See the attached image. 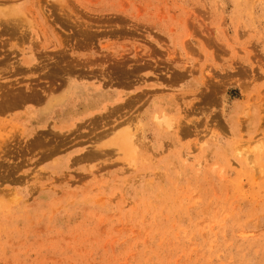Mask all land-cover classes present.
<instances>
[{
	"label": "rangeland",
	"instance_id": "374dc122",
	"mask_svg": "<svg viewBox=\"0 0 264 264\" xmlns=\"http://www.w3.org/2000/svg\"><path fill=\"white\" fill-rule=\"evenodd\" d=\"M0 13V264H264V0Z\"/></svg>",
	"mask_w": 264,
	"mask_h": 264
},
{
	"label": "bare ground",
	"instance_id": "6f19581e",
	"mask_svg": "<svg viewBox=\"0 0 264 264\" xmlns=\"http://www.w3.org/2000/svg\"><path fill=\"white\" fill-rule=\"evenodd\" d=\"M10 11V10H9ZM4 12V11H3ZM19 12H20V9H19ZM18 12V13H19ZM5 13V12H4ZM1 14V13H0ZM6 14V13H5ZM4 14V15H5ZM8 14V13H7ZM16 14V13H15ZM12 16V15H11ZM11 16H9V14H8V17H11ZM3 17V16H2ZM8 17H4V18H8ZM2 20V19H1ZM9 21V20H8ZM0 25H3V24H0ZM28 59H30V58H28ZM70 68V67H69ZM68 68V69H69ZM65 70V69H64ZM67 70V69H66ZM68 81V80H67ZM74 86L72 87V89H70V91L68 92V94H70V95H72L73 96V92H74ZM67 97V96H66ZM36 106V105H35ZM74 118L73 119H71V120H62L61 121V124L63 125V126H65V127H68V126H71V125H73V123H74ZM62 126V127H63ZM115 141L117 142V144H119L120 145V147L121 148H123V149H125V147L126 146H128L129 144H130V142H131V136H130V134H128V133H123V132H120L119 133V136L115 139Z\"/></svg>",
	"mask_w": 264,
	"mask_h": 264
}]
</instances>
